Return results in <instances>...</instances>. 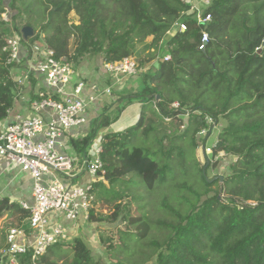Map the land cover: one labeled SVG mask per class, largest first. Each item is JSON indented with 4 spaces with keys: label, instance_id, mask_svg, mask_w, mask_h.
Segmentation results:
<instances>
[{
    "label": "trees",
    "instance_id": "trees-1",
    "mask_svg": "<svg viewBox=\"0 0 264 264\" xmlns=\"http://www.w3.org/2000/svg\"><path fill=\"white\" fill-rule=\"evenodd\" d=\"M10 7L14 14L8 23L2 18L8 9L4 0H0V121L8 117L16 89L3 54L12 30L21 33L24 27H32L34 36L27 41L22 39L24 48L29 51L36 37L44 36L42 46L51 49L57 59L71 62L75 69L86 56L103 55L104 63L120 62L134 55L139 42L152 38L146 56L150 62L158 59L162 40L189 10L182 0H12ZM72 13L78 21L70 17ZM205 13L213 16L214 23L204 28L187 22V31L176 33L167 43L171 60L160 61L158 68L151 66L149 72L156 74L150 79L151 85L146 83L140 92L120 99L111 109L105 107L92 121L89 133L79 141H72L78 153L86 154L101 127L110 126L126 107L139 100L143 107L137 124L122 133L102 137L100 158L104 173L100 172L99 177L111 186L121 182L124 189L131 190L130 178L137 176L136 185L152 192L164 187L172 172L171 189L176 196L161 202L162 209L171 217L157 221L147 213L130 217L126 230L118 229L122 236L117 241L109 238V245H104L107 251H114L110 264H146L140 259L146 255L139 252L140 248L155 253L152 264H264V52L256 51L264 38V0H213ZM23 14L25 23L19 27L18 18ZM231 26L236 36L229 33ZM203 29L210 34L205 51L198 48ZM31 82L34 86L37 80L31 78ZM184 85H188V91ZM192 92L196 93L195 98ZM210 92H219L220 101L207 105L203 98ZM153 94L159 95L160 100L148 98ZM153 102L154 112L162 118L177 119L181 124L180 116L187 114L188 126L179 139L185 142L191 136L193 162L198 166L195 151L200 142H196V136L206 127L205 117H212L217 125L221 116L229 119L228 127L219 134L213 157L224 152L236 158L230 174H224L222 181L220 176L211 181L207 170L219 163L211 165L205 159L202 167H195L201 174L202 188L198 189L190 180H177L169 160L162 164L158 159L162 149L131 147L137 132L145 127L146 108ZM152 122L150 119L144 128V136L154 130ZM179 151L186 169L187 156L183 150ZM162 156L170 159L172 151L163 152ZM182 169L179 168L180 173ZM216 185L229 199L216 194L198 206L201 195L208 194ZM111 196L112 202L123 198ZM141 198L132 197L135 201ZM146 202L141 208H146ZM113 206L111 218L116 222L125 207L121 203ZM6 214L22 222L29 211L6 197L0 201V220ZM89 218L98 223L102 220L95 218L93 212ZM152 228L167 234L160 239L149 238ZM5 240L3 235L0 250L6 248ZM61 247V243L50 247L42 263L60 264L54 256H58ZM71 250V262L62 264H107L96 260L78 238ZM117 252L126 257L120 258ZM29 256L23 257L24 264H29Z\"/></svg>",
    "mask_w": 264,
    "mask_h": 264
},
{
    "label": "built area",
    "instance_id": "built-area-1",
    "mask_svg": "<svg viewBox=\"0 0 264 264\" xmlns=\"http://www.w3.org/2000/svg\"><path fill=\"white\" fill-rule=\"evenodd\" d=\"M182 1L189 10L167 35L186 32L187 22L204 28L214 23L213 16L205 13L213 0ZM209 42L210 34L203 29L199 50L205 51ZM256 51L259 54L264 52V38ZM3 54L10 77L16 82L14 100L27 102L31 115L15 113L16 109L11 108L8 117L0 121V158L30 176L33 203L20 204L29 211V216L19 226L8 230L1 262L24 264L23 257L30 254L29 264H44L42 257L48 249L68 239L70 225L60 223L59 218L63 215L66 222L75 226L86 220L94 185L100 180L99 173H104L100 158L101 138L92 143L85 157L88 183H74L77 160L62 150L67 134L88 124L86 112L95 96L85 95L86 84L79 79L71 92L66 91L71 79L79 77L78 72L71 62L57 59L55 53L42 43H34L28 51L22 45L21 35L13 34L6 38ZM169 60L171 56L167 53L159 56L157 62ZM103 70L117 78L139 73L133 56L120 62L104 63ZM31 78L37 80L34 86ZM24 87H30L29 95H23ZM105 93L111 95V90L106 89ZM174 107L177 108L178 104L175 103ZM13 113L14 121H9ZM205 121L206 127L199 132V137L205 139V143L199 145L202 157L204 161H218L224 152L213 157L216 145L209 147L217 122L210 116H206Z\"/></svg>",
    "mask_w": 264,
    "mask_h": 264
},
{
    "label": "rangeland",
    "instance_id": "rangeland-1",
    "mask_svg": "<svg viewBox=\"0 0 264 264\" xmlns=\"http://www.w3.org/2000/svg\"><path fill=\"white\" fill-rule=\"evenodd\" d=\"M5 6L8 9V13L3 16V20L8 22L12 19V15L14 14V11L11 9L10 4L12 0H4ZM18 6H21L20 3H16ZM22 7V6H21ZM18 18V26L21 27L25 23L26 15ZM72 19L75 21H78V17L75 13H72L70 15ZM238 22V21H237ZM233 23H235V19L233 20ZM21 31V29H20ZM38 31V29H37ZM229 33L232 36H236V31L234 27L229 28ZM18 34L21 35V33L17 32L16 30H12L11 33L8 35ZM36 35H39V33H36ZM7 36V37H8ZM173 37V35H166L165 38L161 42V51L159 56H163L168 53V46L167 43L170 41V39ZM44 36L36 37L34 43H43ZM152 38L146 39L144 42H139L136 47V52L134 53L133 57L136 59L139 67V73L140 79L138 80V83H140L141 86H144L146 83L151 85V77L156 76L154 71L151 73L147 71H141L143 68L145 69L146 65H150L149 70H151V64L153 61L147 62L146 56L148 53H146L147 50H149V43L151 42ZM72 47L71 49H74L73 42L71 43ZM158 56V57H159ZM157 61V60H156ZM81 64L84 62H89L91 64L92 69H103L104 60L103 55H97L95 57L86 56L81 61ZM76 66L77 63L73 62ZM77 68V67H76ZM77 82V78H72L69 85L66 88V91L71 92L73 90L74 83ZM185 86V85H184ZM190 87V86H189ZM185 89L188 88V85L184 87ZM30 87H24L22 89L23 95H29ZM188 91V89H187ZM155 95V94H153ZM153 95L148 96L149 99H152ZM192 96L194 98L197 96L195 92H192ZM206 104H212L217 103V101H220V93L219 92H210L206 98ZM139 101V100H138ZM154 102L152 105H148L146 108V122L145 127L149 125L150 119L152 124L154 125V130L149 133L148 135L144 136V128L137 132V137L134 138L133 143L131 144V147L133 146H139V147H146L147 149L155 147L156 150L162 149L163 152L172 151V158L170 159L163 157L162 153L158 157L159 160H161L162 164H166L167 160H169V163L173 169H175V174L178 175L177 180L180 182L184 179L190 180V184L192 183L196 188L200 189L201 186V174L197 172L196 168L199 169L202 167L205 162L202 157V150L200 146L196 148L195 156L197 159V162H199V165L197 163H194V150L190 143L191 136L183 142L182 139H179L180 135L182 134V131L185 130V128L188 126V116L187 114L180 116V119L182 123L180 124V120L177 119H170V118H162L159 115H157L156 112H154L155 107H153ZM218 125L213 132L211 138L209 139V147L217 145L218 143V137L219 134L229 125V119L220 117L219 118ZM131 128V126L129 127ZM157 141H160L161 144H156ZM196 142L205 143V139L200 138L199 136H196ZM199 143V145H200ZM202 145V144H201ZM179 149L183 150L187 156V160L185 162V165L187 166L186 169L184 168V162L183 158L180 157V151ZM213 151V150H212ZM218 159V166L217 167H211L207 170V175L210 177L211 181L215 179V177L223 176L230 174V166L236 161V158L232 156H228L223 153L222 156H219ZM216 162L215 159L211 161V165H213ZM191 163V164H190ZM14 168V166H11ZM183 167L182 172L180 173L179 168ZM196 167V168H195ZM186 172V175H182V173ZM180 173V174H178ZM26 175L25 172L22 171V177ZM27 176V175H26ZM172 172L168 174V183L164 184V187L156 188L155 190L148 191L145 190L143 187H138L136 184L139 180L137 176H133L130 178V189H124L125 187L121 186L122 183L118 182L115 186H111L110 183L107 181H104V178L101 177L98 183L94 185L93 192L91 194L92 201H91V208L89 210V215L91 212L94 213L95 218H101V222H93L88 217L86 220H83L78 225H74L73 223H68L65 221L64 216L62 215L59 218L60 223L65 225L71 226V231L68 232V239L67 241L61 243L60 250L57 251L58 256H54L55 260H57L60 264L62 263H68L71 262L73 258V252L71 250L73 242L75 239L82 240L87 247L92 251L94 258L98 261H103L107 264H110L112 261L111 254L114 253L107 251L104 247L105 244L109 245V238L115 239L116 241L122 236V232L119 234L118 229H125L128 224L130 217H138L141 213H147L148 216H150L153 220L157 221L159 219H164L171 217L170 214L165 213V210L161 207V202L167 198H174L176 196L175 191L171 189V185L173 183ZM132 179V180H131ZM170 181V183H169ZM102 185L103 187H101ZM113 189V190H112ZM117 191V193H116ZM201 191V190H200ZM132 193V194H130ZM177 193H180L177 191ZM202 193V192H200ZM216 194H219V197L221 199H229L228 195L223 192V190L219 191V186H213L212 189L208 194H202L201 198L198 200L197 205L200 206L203 202L208 200L209 198L215 196ZM120 196L122 195L123 198L118 200H113L112 202V196ZM138 196L142 197L141 200H134L132 197ZM147 197L146 199L144 197ZM143 199V200H142ZM195 199V198H194ZM147 202H146V201ZM129 202V203H128ZM146 202L145 205L146 208H141L142 203ZM115 203H121L125 208V210L122 212L120 219L116 222L112 221L111 215L114 213V204ZM173 203V202H172ZM252 204H255L251 202ZM178 204V203H177ZM125 218V220H123ZM21 222L15 219L14 217L6 214L4 217L0 220V244L2 243V237L3 235H7V232L9 229L19 226ZM126 225V226H125ZM126 230V229H125ZM129 232H133V229H129ZM70 232H74L71 234ZM166 231L164 230H158V229H151L149 233V238H163V236H166ZM6 241V240H5ZM6 246V242L4 244ZM122 246V243H119V247ZM5 248H2L0 250V257L2 256V252ZM143 251L146 253L145 256H141L140 259H143L146 264H152L154 262L155 253L149 249V248H140L139 252ZM117 256L120 258H125L126 255L121 254V252H117ZM133 259V257H132Z\"/></svg>",
    "mask_w": 264,
    "mask_h": 264
},
{
    "label": "crops",
    "instance_id": "crops-1",
    "mask_svg": "<svg viewBox=\"0 0 264 264\" xmlns=\"http://www.w3.org/2000/svg\"><path fill=\"white\" fill-rule=\"evenodd\" d=\"M146 53H148V50ZM156 62V60L153 61L151 66H154ZM149 67L150 65H146L145 69L143 68L141 71L145 70L149 72ZM75 70L79 75L77 79L83 80L86 84L85 95L95 96V99L91 102L90 108L86 112L88 124L84 128L68 133L66 136L67 139L65 146L62 148V150L77 160L76 172L73 177L74 183L84 184L88 183L90 180L87 168L84 165V161L91 146L89 147L86 154H80L78 153L79 150L72 143V141H79L89 133L92 127V121L100 116L105 107L111 109L112 106L120 99H123L130 94L140 92L143 86L138 83V80L141 76L140 74L131 77L117 78L114 75L105 72L103 69H92L89 62L80 64ZM106 89L111 90V95H107L105 93ZM27 105V102L23 101L22 99H16L13 102L12 108L16 109L15 113L29 116L31 113ZM142 107L143 104L141 101L135 100L120 113L116 121L110 126L103 128L101 127L98 132L99 135L95 140H98L99 138L102 139L105 134L122 133L130 126H135L140 119ZM15 113L10 115L11 117L8 118L9 121H14ZM11 166L12 165L7 164L4 159L0 158V197L2 199L6 197L10 198L11 201L18 202L19 204L22 202L32 204L33 198L30 176L23 174L24 176L22 177L21 169L19 167L14 166L13 168ZM68 231H71V226L68 227ZM70 233L73 234L74 232Z\"/></svg>",
    "mask_w": 264,
    "mask_h": 264
},
{
    "label": "water",
    "instance_id": "water-1",
    "mask_svg": "<svg viewBox=\"0 0 264 264\" xmlns=\"http://www.w3.org/2000/svg\"><path fill=\"white\" fill-rule=\"evenodd\" d=\"M21 32H22L23 40H25V41H27L29 38H32L34 36V29L32 27H24ZM154 67L158 68L159 67V62H156ZM152 97H155L157 100H160V98H161L159 95H153ZM220 178H221V181H222L223 177L220 176Z\"/></svg>",
    "mask_w": 264,
    "mask_h": 264
},
{
    "label": "clouds",
    "instance_id": "clouds-1",
    "mask_svg": "<svg viewBox=\"0 0 264 264\" xmlns=\"http://www.w3.org/2000/svg\"><path fill=\"white\" fill-rule=\"evenodd\" d=\"M35 33V32H34ZM21 37H22V32H21ZM22 39H23V37H22Z\"/></svg>",
    "mask_w": 264,
    "mask_h": 264
}]
</instances>
